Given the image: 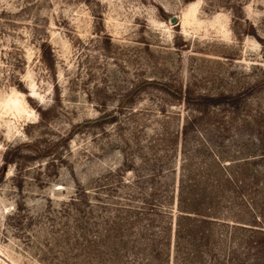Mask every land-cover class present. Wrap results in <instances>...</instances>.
<instances>
[{"label": "rangeland", "instance_id": "1", "mask_svg": "<svg viewBox=\"0 0 264 264\" xmlns=\"http://www.w3.org/2000/svg\"><path fill=\"white\" fill-rule=\"evenodd\" d=\"M0 264H264V0H0Z\"/></svg>", "mask_w": 264, "mask_h": 264}, {"label": "water", "instance_id": "2", "mask_svg": "<svg viewBox=\"0 0 264 264\" xmlns=\"http://www.w3.org/2000/svg\"><path fill=\"white\" fill-rule=\"evenodd\" d=\"M172 22H173V23L176 22V17H173Z\"/></svg>", "mask_w": 264, "mask_h": 264}, {"label": "trees", "instance_id": "3", "mask_svg": "<svg viewBox=\"0 0 264 264\" xmlns=\"http://www.w3.org/2000/svg\"><path fill=\"white\" fill-rule=\"evenodd\" d=\"M114 116H116L115 113H114ZM104 118H106V117H101L98 121L103 120Z\"/></svg>", "mask_w": 264, "mask_h": 264}]
</instances>
